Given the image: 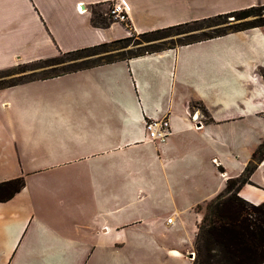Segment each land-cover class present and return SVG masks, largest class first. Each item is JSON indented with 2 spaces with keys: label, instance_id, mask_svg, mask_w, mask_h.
Instances as JSON below:
<instances>
[{
  "label": "crops",
  "instance_id": "0c3cea01",
  "mask_svg": "<svg viewBox=\"0 0 264 264\" xmlns=\"http://www.w3.org/2000/svg\"><path fill=\"white\" fill-rule=\"evenodd\" d=\"M112 1L0 0V71L264 5L121 0L127 25L93 26ZM263 140L264 27L0 89V183L24 181L0 264H192L206 204ZM237 195L264 202V158Z\"/></svg>",
  "mask_w": 264,
  "mask_h": 264
},
{
  "label": "trees",
  "instance_id": "16d2710c",
  "mask_svg": "<svg viewBox=\"0 0 264 264\" xmlns=\"http://www.w3.org/2000/svg\"><path fill=\"white\" fill-rule=\"evenodd\" d=\"M91 23L100 28H106L109 25V22L96 14L91 19ZM261 27H264V5L251 6L139 34L140 43L138 44L145 45L137 46L134 51L127 49L130 38H125L61 54L43 61L18 65L12 69L0 71V89ZM179 35L184 36L171 38ZM65 63H67L66 68H62L58 73H52L58 65L64 66ZM30 66H32L31 69H26ZM23 73H28L27 76H29L25 81L4 83L6 77ZM37 73L44 75L35 77ZM191 108H199L204 116L207 115L201 106L197 107L195 104L191 105ZM263 158L264 140L253 153L243 172L237 178L228 180L223 192L206 204L197 228L192 264H264V202L253 206L237 195L239 188L249 183L250 175ZM23 185V178L1 182L0 202L11 199Z\"/></svg>",
  "mask_w": 264,
  "mask_h": 264
},
{
  "label": "built area",
  "instance_id": "2783aa9c",
  "mask_svg": "<svg viewBox=\"0 0 264 264\" xmlns=\"http://www.w3.org/2000/svg\"><path fill=\"white\" fill-rule=\"evenodd\" d=\"M78 11L80 9L78 8ZM107 17L113 22L127 25L128 16L121 0H113L108 8ZM131 34H129L130 36ZM132 36V35H131ZM145 132L152 141L162 142L170 134V128L167 119L151 120L145 123Z\"/></svg>",
  "mask_w": 264,
  "mask_h": 264
},
{
  "label": "rangeland",
  "instance_id": "374dc122",
  "mask_svg": "<svg viewBox=\"0 0 264 264\" xmlns=\"http://www.w3.org/2000/svg\"><path fill=\"white\" fill-rule=\"evenodd\" d=\"M196 11H198V10L196 9ZM104 19H105L106 22H113L108 17L107 18H104ZM195 33H198V32H195ZM131 35L128 37V38H130V41H129V45H128L127 49H131L132 51H134L135 50L134 48H136L137 46L145 45V44H141V45L138 44V43H140V36L139 35L134 34V33H132ZM182 36H184V35L172 36L171 38L172 39H176V38L182 37ZM66 65H67V63H65L64 66L63 65L62 66L61 65H58L56 67L55 71L52 72V73H58L62 68H66ZM31 68H32V66L26 67V69H28V70L31 69ZM27 74L28 73H23V74H16V75H13V76H10V77H6L4 83L5 84L21 83V82L25 81L26 79H28L29 76H27ZM43 75H44L43 73H37V74H35V77L43 76Z\"/></svg>",
  "mask_w": 264,
  "mask_h": 264
}]
</instances>
